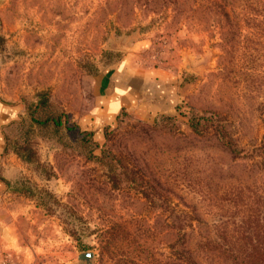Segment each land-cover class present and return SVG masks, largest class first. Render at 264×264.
I'll return each mask as SVG.
<instances>
[{
  "label": "rangeland",
  "instance_id": "rangeland-1",
  "mask_svg": "<svg viewBox=\"0 0 264 264\" xmlns=\"http://www.w3.org/2000/svg\"><path fill=\"white\" fill-rule=\"evenodd\" d=\"M230 6L231 30L184 0H0V92L17 107L7 148L26 169L13 189L50 221L26 241L27 264L162 259L174 233L136 187L191 215L193 240L224 213L226 178L255 181L212 129L189 126L226 119L241 145L264 133V35L243 23L239 0ZM105 74L171 92V110L90 118Z\"/></svg>",
  "mask_w": 264,
  "mask_h": 264
},
{
  "label": "trees",
  "instance_id": "trees-1",
  "mask_svg": "<svg viewBox=\"0 0 264 264\" xmlns=\"http://www.w3.org/2000/svg\"><path fill=\"white\" fill-rule=\"evenodd\" d=\"M184 1L190 3L192 13L201 14L215 26H220L221 29L228 26L229 30L233 28V20L236 17L233 7L230 6L233 0ZM239 6L243 23L250 29L253 28L255 37L262 38L264 0H239ZM189 123L193 133L212 129L233 160L247 161L246 165L256 171V179L249 184L243 179L232 181L230 177L226 178L221 183L220 191L224 213L211 223L209 234L200 235L193 240H189L186 235L192 226L191 215L176 210L167 201L156 202L150 199L151 189L148 191L136 187L151 207L167 214L166 224L174 233V240L166 245V255L159 260L147 255L145 263L264 264V133L260 139L255 138L241 145L236 139H232L231 124L226 119H191ZM15 155L24 162L20 155ZM134 175L136 174L131 171L125 174L130 182L134 181ZM136 178L140 179V176Z\"/></svg>",
  "mask_w": 264,
  "mask_h": 264
},
{
  "label": "crops",
  "instance_id": "crops-1",
  "mask_svg": "<svg viewBox=\"0 0 264 264\" xmlns=\"http://www.w3.org/2000/svg\"><path fill=\"white\" fill-rule=\"evenodd\" d=\"M94 93L97 103L90 118L95 120L98 116L113 119L119 112L152 117L171 110V92L160 89L150 90L149 94L137 92L125 83L113 82V78L106 74L97 79ZM146 99L150 102L146 103ZM16 114L13 101L3 98L0 92V258L7 256L12 262L27 264L26 241L32 244L34 229L42 233L50 221L43 213L34 211L27 197L13 189L26 170L21 159L7 148V131L17 118Z\"/></svg>",
  "mask_w": 264,
  "mask_h": 264
},
{
  "label": "water",
  "instance_id": "water-1",
  "mask_svg": "<svg viewBox=\"0 0 264 264\" xmlns=\"http://www.w3.org/2000/svg\"><path fill=\"white\" fill-rule=\"evenodd\" d=\"M93 253L92 252H84L79 255H77L76 259L78 264H91L92 259H93Z\"/></svg>",
  "mask_w": 264,
  "mask_h": 264
},
{
  "label": "built area",
  "instance_id": "built-area-1",
  "mask_svg": "<svg viewBox=\"0 0 264 264\" xmlns=\"http://www.w3.org/2000/svg\"><path fill=\"white\" fill-rule=\"evenodd\" d=\"M0 264H13V262L7 256H3L0 258Z\"/></svg>",
  "mask_w": 264,
  "mask_h": 264
}]
</instances>
